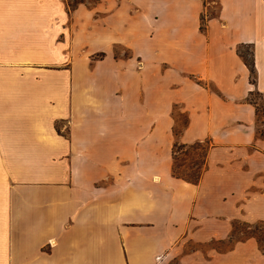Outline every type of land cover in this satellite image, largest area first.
Masks as SVG:
<instances>
[{
    "label": "crops",
    "instance_id": "crops-1",
    "mask_svg": "<svg viewBox=\"0 0 264 264\" xmlns=\"http://www.w3.org/2000/svg\"><path fill=\"white\" fill-rule=\"evenodd\" d=\"M254 90L264 0H0V264H264L214 245L264 221Z\"/></svg>",
    "mask_w": 264,
    "mask_h": 264
},
{
    "label": "rangeland",
    "instance_id": "rangeland-1",
    "mask_svg": "<svg viewBox=\"0 0 264 264\" xmlns=\"http://www.w3.org/2000/svg\"><path fill=\"white\" fill-rule=\"evenodd\" d=\"M80 0H69V3L72 7L77 5V2ZM85 1V0H84ZM93 2L94 0H89ZM239 52L250 58L251 56V48L250 46H240ZM79 63V60H76ZM73 75V83H78L79 79V70L72 69ZM251 98L257 103L259 117L257 123V129L259 134L264 133V94L254 93L251 95ZM175 115L178 119V125L176 127V131L179 132L183 126L187 123V116L181 110L177 109L175 111ZM63 123H59V128H62ZM207 144L206 143H196L191 145H177L174 147V151H176L174 166L175 173L177 175L182 176L188 180L196 179L199 175L201 176L203 171V164L205 162V157L207 153ZM252 238V239H251ZM251 239L257 240L259 246L252 244L249 246L251 249H258L260 252L264 253V221L258 220L254 222H249L247 220H234L233 221V230L229 239L223 241H214V245L218 250L224 251L231 247H233L234 243L239 240ZM125 247H129L128 241L124 240ZM257 250V251H258ZM256 251V252H257ZM249 259V258H248Z\"/></svg>",
    "mask_w": 264,
    "mask_h": 264
},
{
    "label": "trees",
    "instance_id": "trees-1",
    "mask_svg": "<svg viewBox=\"0 0 264 264\" xmlns=\"http://www.w3.org/2000/svg\"><path fill=\"white\" fill-rule=\"evenodd\" d=\"M83 1H84V0H80V1H78L77 3H80V2H83ZM241 55H242V54H241ZM242 56H243V55H242ZM243 58H244L245 62L247 63V65L249 66L250 70H251V80L253 81V83H255V82H256V73H255V67H254V60H253L252 52H251V56H250V58H247V57H245V56H243ZM254 93H260V94H261L262 92H260V91H258V90H254V91H252V92L250 93V95H249V97H248L247 99H248L251 103L255 104L256 109H257V115H258V117H259V111H258L257 103L251 98V95H253ZM262 94H264V93H262ZM260 135L264 136V133H260ZM177 145H185V144H175V147H176ZM175 155H176V151H174V157H175ZM174 174H175L176 176H178V177H182V176L177 175V174L175 173V166H174ZM199 178H200V175H199L196 179H190V181H192V182H197V181L199 180Z\"/></svg>",
    "mask_w": 264,
    "mask_h": 264
}]
</instances>
